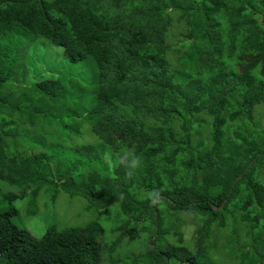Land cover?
<instances>
[{
  "label": "trees",
  "instance_id": "obj_1",
  "mask_svg": "<svg viewBox=\"0 0 264 264\" xmlns=\"http://www.w3.org/2000/svg\"><path fill=\"white\" fill-rule=\"evenodd\" d=\"M243 4L0 0V180L17 188L1 197L0 264H99L102 256L117 264H264V138L255 112L260 104L264 111V73L225 68L232 82L223 86L211 62L264 54L260 14L250 5L243 27ZM10 35H40L70 62L89 59L90 81L77 87L84 109L59 77L22 85L26 66ZM107 149L115 152L109 162ZM61 190L85 198L97 216L114 206L121 223L131 220L125 236L140 231L143 248L115 257L121 223L107 248L97 218L48 226L39 238L12 222L15 199L35 202L44 191L55 200ZM189 215L192 244L183 232ZM222 234L228 248L211 259Z\"/></svg>",
  "mask_w": 264,
  "mask_h": 264
},
{
  "label": "rangeland",
  "instance_id": "obj_2",
  "mask_svg": "<svg viewBox=\"0 0 264 264\" xmlns=\"http://www.w3.org/2000/svg\"><path fill=\"white\" fill-rule=\"evenodd\" d=\"M243 12H241V16L238 19V21L241 22V25L244 27L245 22L249 21V18L246 16V14H249V7L250 5L255 8V10L260 14L257 18H255L259 24L263 26L264 24V4H261L259 0H243ZM228 19L222 18L220 19V22L223 24L228 23ZM214 23H208L207 27L211 28L212 33L215 34V28L218 25H214ZM264 27V26H263ZM225 33H224V40H226V37L230 33L228 31L227 27H224ZM12 41L10 42V47H16L15 43H19L20 46L18 50L20 51V54L22 55V58L19 59V63L23 66L25 64L26 66V76L25 81H22V85H29L31 83L36 82L40 79H47L48 77H54V78H61L63 79V82L66 84L67 87L71 85V83L75 87L74 93L76 94L77 100L76 102H79V104L83 107L82 101H80L79 98V90H78V84L85 83L87 81H90V77L92 74H90L91 69V61L89 59H84L82 61H79L77 63L70 62L68 60L64 50L62 47L54 45L49 42V40L43 36L37 35H27L22 36L20 39L14 40L16 37L13 35H10L8 37ZM16 47V48H17ZM231 60L230 66H225L224 64L217 61V59L214 57L211 61L213 64L216 65L217 74L218 76L224 75L222 79H225L222 81L223 86L229 85L231 81V76H228V71L225 70V73H223L222 69L225 68H231L234 72L238 74H243L247 72H251L255 69H258L260 71L259 75L256 77L262 75L264 73V54H259L256 56L248 55L247 57L240 56L239 59L233 58ZM209 60H205V63H210ZM211 63V65H212ZM6 65L3 67L6 69ZM93 70V65H92ZM219 72V73H218ZM233 72V73H234ZM226 89V88H225ZM247 97L249 99H253L252 91L248 93ZM90 103H91V99ZM25 102V100H23ZM84 105H88V101L84 103ZM78 107V106H77ZM88 107V106H87ZM86 108V107H85ZM263 106L257 105L255 107L256 112V119L259 122V126H257V133L260 134L264 138V111L262 110ZM84 109V107H83ZM87 112V111H85ZM84 112V113H85ZM76 117V116H75ZM67 119L74 121L75 124H78V117L74 118L73 116H67ZM84 137V136H82ZM107 141H111L109 138ZM68 151V150H67ZM67 153V152H65ZM115 154V152H114ZM109 149L105 151V161L109 162V156L114 155ZM124 157L121 159L120 165L122 168L115 169L117 174L121 173L123 174L125 169V163ZM90 158L89 164H95ZM116 162V158H115ZM15 191L17 190L16 187L8 185L5 181L0 180V210L7 207V202L2 201V195L3 193H6L7 191ZM86 199L82 198L80 196H73L70 197L68 194H66L64 191H60L57 193V196L55 200H50L49 194L46 192H41L40 195L36 198L35 202L31 201V198L24 196L23 198L15 199L12 204L18 209V214L16 216H13L11 218L12 222L15 225H18L20 227L25 228L28 230V232L35 238H39L42 233L44 232L45 228L48 226H54L58 229L61 227H67V226H74L79 227L81 225H85L90 220L97 218L98 223L100 225L99 234L101 237L103 236V244L104 247L109 248L111 245V241L114 239L113 236V228L119 225L122 220H124L123 214L117 213L115 210V207H111L110 211L105 214H101L99 216L96 215V213L93 211H86L84 209L86 204ZM117 209V205H116ZM168 214V213H167ZM197 221V220H195ZM131 225V220L126 219L123 223L120 224V226H117V233L115 244L117 246L110 247L113 251H115V257L123 252L127 254L134 253L135 251H139V249L143 248V234L140 231H136L132 236H125V232H128L129 226ZM196 225L194 224L193 218L191 215L187 218V222L184 224L183 232L185 234L186 243L189 242V244L193 243L194 240V234L193 230ZM227 234V233H226ZM76 235H78L80 238V234L77 232ZM73 236H71L72 238ZM98 239L100 237L98 236ZM148 242V238L146 239ZM188 241V242H187ZM121 242V244H120ZM216 249L214 251H211L209 253L210 258L214 259H220L222 258V255L225 253V251L228 248V241L225 239V236L223 237V234L221 238L218 236L216 239ZM103 250H106L103 248ZM107 251V250H106ZM117 260H115L114 257L110 256L109 258L105 259V257L102 256V259H100L99 264H117ZM125 262H128V259L126 261H119V264H124Z\"/></svg>",
  "mask_w": 264,
  "mask_h": 264
},
{
  "label": "water",
  "instance_id": "obj_3",
  "mask_svg": "<svg viewBox=\"0 0 264 264\" xmlns=\"http://www.w3.org/2000/svg\"><path fill=\"white\" fill-rule=\"evenodd\" d=\"M159 199H160V197H157L156 202H158ZM215 209H217V207H216ZM217 210H218V209H217ZM190 264H192V263H190Z\"/></svg>",
  "mask_w": 264,
  "mask_h": 264
}]
</instances>
